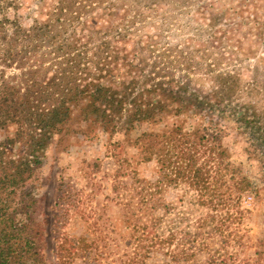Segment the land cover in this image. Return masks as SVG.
<instances>
[{
  "label": "trees",
  "instance_id": "16d2710c",
  "mask_svg": "<svg viewBox=\"0 0 264 264\" xmlns=\"http://www.w3.org/2000/svg\"><path fill=\"white\" fill-rule=\"evenodd\" d=\"M16 5L0 0V264H25L30 253L31 241L20 242L9 194L22 188L72 118L129 132L167 114L180 121L134 138L139 162L155 161L153 176L134 171L127 184L125 161L114 169L112 190L126 199L132 246L122 264H262L258 251L242 256L248 236L240 226V198L256 195L259 186L230 162L223 142L231 129L243 134L248 156L264 168V84L255 74L198 78L184 65L175 75L166 59L147 71L129 61L115 72L111 43L102 40L92 50L78 15L61 18L66 7L60 5L54 19L23 25L5 14ZM174 187L182 189L179 200L186 198L182 206L164 197ZM199 206L203 214L190 221Z\"/></svg>",
  "mask_w": 264,
  "mask_h": 264
},
{
  "label": "rangeland",
  "instance_id": "374dc122",
  "mask_svg": "<svg viewBox=\"0 0 264 264\" xmlns=\"http://www.w3.org/2000/svg\"><path fill=\"white\" fill-rule=\"evenodd\" d=\"M16 3L4 11L9 19L15 17L23 25L54 19L60 5L66 7L61 18L78 15L92 36V50L102 40L111 43V52L117 54L110 60L115 72L117 68L123 71L129 61L147 71L152 63L166 59L171 60L168 69L175 75L186 65L198 78L235 71L245 80L254 73L259 84H264V0ZM132 73L138 74L136 67ZM260 103L264 104V99ZM178 121L179 117L167 114L129 132H110L96 125L85 127L77 116L72 118L67 133L53 137L43 150L39 167L8 197L14 222L22 227L20 242L25 238L31 241L25 264H122L132 246L127 244L130 227H126L121 203L126 199L112 190L114 169L119 159L125 161L128 173L121 179L127 184L134 171L146 178L153 176L155 161L139 162L134 138L141 131H160ZM3 136L0 130V140ZM223 142L230 162L259 186L256 195L247 192L240 198L244 209L240 226L248 236L242 256L253 257L258 251L264 264V168L248 156L243 134L231 129ZM181 190L169 188L166 201L185 204L184 196L179 200ZM203 209L194 207L190 221L203 214Z\"/></svg>",
  "mask_w": 264,
  "mask_h": 264
}]
</instances>
